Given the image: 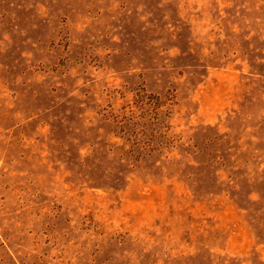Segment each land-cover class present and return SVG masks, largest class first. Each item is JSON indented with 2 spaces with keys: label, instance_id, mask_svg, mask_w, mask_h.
Wrapping results in <instances>:
<instances>
[{
  "label": "rangeland",
  "instance_id": "rangeland-1",
  "mask_svg": "<svg viewBox=\"0 0 264 264\" xmlns=\"http://www.w3.org/2000/svg\"><path fill=\"white\" fill-rule=\"evenodd\" d=\"M0 264H264V0H0Z\"/></svg>",
  "mask_w": 264,
  "mask_h": 264
}]
</instances>
